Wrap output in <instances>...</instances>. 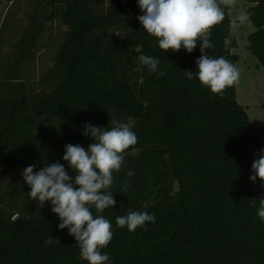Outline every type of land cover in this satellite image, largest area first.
I'll use <instances>...</instances> for the list:
<instances>
[{"label":"trees","instance_id":"obj_1","mask_svg":"<svg viewBox=\"0 0 264 264\" xmlns=\"http://www.w3.org/2000/svg\"><path fill=\"white\" fill-rule=\"evenodd\" d=\"M247 1L245 13L255 26L248 48L264 67V0ZM39 3L52 6L51 16L66 31L47 82L28 90L38 91L32 99L21 89L0 95V264H88L74 236L59 229L50 201L41 208L31 200L23 176L2 192L1 181L13 170L35 165L39 171L55 162L74 178L63 160L65 145L87 150L94 140L83 135L85 125L107 128L114 120L132 126L139 152L125 154L110 189L117 203L101 213L112 223L113 238L102 249L108 264H264V222L256 214L264 182L250 180L253 158L264 148V128L251 124L234 85L221 96L184 75L197 71L200 42L191 53L164 52L137 19L143 15L138 0H113L101 14L90 0ZM221 7L224 19L211 29L214 47L205 54L236 67L230 6ZM35 15L30 28L37 33ZM35 39L26 30L17 47L29 53ZM141 54L160 60L156 73L140 63ZM137 68L140 77L129 78ZM1 78L22 80L0 65ZM40 124L51 128V143ZM125 183L127 192L121 191ZM129 209L154 214L155 223L135 232L118 227L116 217ZM49 235L60 243L46 245Z\"/></svg>","mask_w":264,"mask_h":264},{"label":"clouds","instance_id":"obj_2","mask_svg":"<svg viewBox=\"0 0 264 264\" xmlns=\"http://www.w3.org/2000/svg\"><path fill=\"white\" fill-rule=\"evenodd\" d=\"M235 0H138L143 15L137 17L142 28L157 38L159 48L164 52H178L181 48L191 53L200 42L201 56L195 61L197 71L184 72L189 79L194 77L202 86L213 94L223 95L224 91L238 82V69L224 57H213L205 50L214 47L210 40L211 29L224 19V8ZM250 13H243L237 19L240 23L250 20ZM235 24V21H233ZM140 63L151 73L158 71L160 60L141 54ZM164 75L163 72L159 73ZM83 135L90 136L94 142L87 150L79 144L65 145L63 160L75 173L69 175L64 165L55 162L34 171L35 165L23 170L22 176L30 187L27 193L31 200H38L39 207L50 201L51 211L58 215L59 229H68L74 236L80 249V258L88 264H108L110 256L103 253L113 238L112 223L101 213L116 205L111 187L114 173H119L124 165L125 154L135 156L139 149L135 147L138 137L132 126L114 120L110 127H97L88 123ZM130 150V152H129ZM250 180L259 178L264 182V149L260 150L258 159L252 163ZM134 173L127 172L131 177ZM129 184L125 183L121 191L127 192ZM255 206V198L252 199ZM95 208L96 215L92 209ZM257 216L264 222V199L259 200ZM19 218L17 213L13 220ZM25 220L29 216L23 217ZM148 223H155L154 214L147 211L129 209L126 215L116 217V225L127 227L129 232L145 228ZM59 242L58 238L48 236L44 243Z\"/></svg>","mask_w":264,"mask_h":264},{"label":"rangeland","instance_id":"obj_3","mask_svg":"<svg viewBox=\"0 0 264 264\" xmlns=\"http://www.w3.org/2000/svg\"><path fill=\"white\" fill-rule=\"evenodd\" d=\"M90 1L94 12L101 14L113 0ZM248 5L247 0H235L229 10L238 44L231 50L238 56L236 67L239 71V79L234 86L237 91V101L246 107L251 124L264 128V67L248 48L249 35L255 31V26L249 21L240 23L237 19L245 13ZM52 12V6L47 3L41 5L39 0H15V2L4 0L0 5V65L4 66L5 72L20 74L22 77L20 83L1 78L0 95L12 96L15 92L17 93V89H21L28 99H32L38 91L29 93L30 87L34 86L39 90L40 81L47 82L46 74L54 64V56L66 31V26L51 16ZM34 13L38 19L37 33L30 28ZM26 30L29 32L31 41L37 37L36 47L29 53L25 51V47H17ZM114 32L118 31L114 30ZM128 75L129 78L137 80L141 71L137 68ZM15 84H21V86ZM24 98L23 95L22 100ZM41 129L47 132V140L51 143V128L40 124L39 130ZM259 155L260 151L255 154L253 161L258 159ZM21 173L20 170L5 173L1 181V192L13 181H18L22 176Z\"/></svg>","mask_w":264,"mask_h":264}]
</instances>
